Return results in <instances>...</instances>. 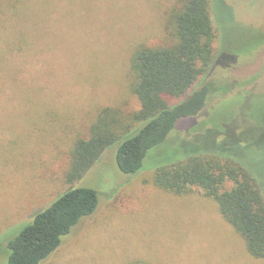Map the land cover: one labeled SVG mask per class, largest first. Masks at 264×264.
Masks as SVG:
<instances>
[{
  "label": "rangeland",
  "instance_id": "374dc122",
  "mask_svg": "<svg viewBox=\"0 0 264 264\" xmlns=\"http://www.w3.org/2000/svg\"><path fill=\"white\" fill-rule=\"evenodd\" d=\"M178 1L36 0L0 26V264L9 241L70 187L72 145L89 135L100 108L138 107L133 53L166 40ZM210 1L216 58L192 90L211 80L227 92L180 119L155 161L171 148L187 155L194 141L227 139L242 145L228 151L264 194V0ZM116 149L77 182L100 192L96 211L41 264H264L201 188L167 192L150 164L125 174Z\"/></svg>",
  "mask_w": 264,
  "mask_h": 264
},
{
  "label": "trees",
  "instance_id": "16d2710c",
  "mask_svg": "<svg viewBox=\"0 0 264 264\" xmlns=\"http://www.w3.org/2000/svg\"><path fill=\"white\" fill-rule=\"evenodd\" d=\"M35 2L0 0V26L21 6ZM164 32L166 40L161 44L143 42L133 53L135 80L131 89L138 107L100 108L89 135L78 137L72 145L66 175L70 187L9 241L8 264H41L82 218L96 211L100 192L77 182L114 144L116 164L123 173L137 174L150 164L155 185L167 192L184 194L191 187L201 188L205 196L218 203L251 256L264 259V194L253 170L228 151L241 144L217 141L216 137L219 143L192 139V151L187 155H176L179 149L171 148L166 158L155 161L156 153L176 133L180 119L199 114L212 97L227 92L225 86L216 87L211 80L192 90L216 58L217 33L210 0H179L167 15Z\"/></svg>",
  "mask_w": 264,
  "mask_h": 264
}]
</instances>
